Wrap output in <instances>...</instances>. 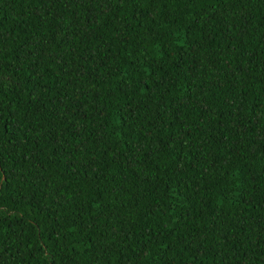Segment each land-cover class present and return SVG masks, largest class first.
Returning a JSON list of instances; mask_svg holds the SVG:
<instances>
[{
	"label": "trees",
	"instance_id": "trees-1",
	"mask_svg": "<svg viewBox=\"0 0 264 264\" xmlns=\"http://www.w3.org/2000/svg\"><path fill=\"white\" fill-rule=\"evenodd\" d=\"M0 264H264V0H0Z\"/></svg>",
	"mask_w": 264,
	"mask_h": 264
}]
</instances>
